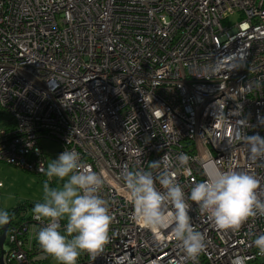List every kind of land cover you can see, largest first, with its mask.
Instances as JSON below:
<instances>
[{"label":"built area","instance_id":"obj_1","mask_svg":"<svg viewBox=\"0 0 264 264\" xmlns=\"http://www.w3.org/2000/svg\"><path fill=\"white\" fill-rule=\"evenodd\" d=\"M0 105L15 121L0 130V161L45 174L41 141L49 139L60 145L57 157L75 150L105 178L109 242L77 264H194L170 228L157 234L133 220L122 175L142 169L155 178L164 164L149 162L166 154L187 197L211 161L255 175L264 199V162L250 160L237 135L264 136V0H0ZM188 202L206 244L195 264L238 256L264 264L253 245L264 216L224 232ZM45 224L33 212L13 217L3 263L47 261L36 240Z\"/></svg>","mask_w":264,"mask_h":264},{"label":"clouds","instance_id":"obj_2","mask_svg":"<svg viewBox=\"0 0 264 264\" xmlns=\"http://www.w3.org/2000/svg\"><path fill=\"white\" fill-rule=\"evenodd\" d=\"M209 71H215L210 67ZM246 146L249 159L264 162V136L237 133ZM182 172L191 175L188 167L190 157L180 153L177 157ZM164 169L155 176L152 171L125 170L122 175L126 199L133 207V220L153 233L170 228V238L177 242L185 261L194 262L204 252L205 236L197 231L189 212L194 202L206 214L215 227L227 232L239 231L250 218L264 216V199L258 194L260 181L247 171L221 170L213 162L204 165L207 177L195 183L190 194L168 170L167 155L149 162L151 169ZM47 180L43 184V200L32 209L34 219L46 222L36 240L43 253L54 258L58 264H77L82 253L95 259L109 242V231L113 221L109 201L101 195L105 184L102 173L81 161L75 150H64L56 159L43 167ZM55 180L56 186H50ZM158 181L161 189L156 187ZM171 209V212L169 211ZM61 220H66L61 231ZM10 223L7 210H0V226ZM253 245L258 255L264 256V234L256 236ZM247 258L238 256L233 264H246Z\"/></svg>","mask_w":264,"mask_h":264},{"label":"rangeland","instance_id":"obj_3","mask_svg":"<svg viewBox=\"0 0 264 264\" xmlns=\"http://www.w3.org/2000/svg\"><path fill=\"white\" fill-rule=\"evenodd\" d=\"M238 18L239 13L231 16L232 21H236ZM14 125L15 121L11 113L0 105V130L12 128ZM41 144L48 153V163L57 158L60 145L56 141L44 139ZM47 179L45 174H38L5 161H0V182L3 184L0 187V210L27 205L26 209L21 210V212L32 213L35 204L43 200V184ZM50 186L55 187L56 181H51ZM31 203H34V206H31ZM61 221L66 224V220ZM63 230L64 227L61 231ZM82 256L83 253L78 259H81ZM43 264H58V262L49 256V259Z\"/></svg>","mask_w":264,"mask_h":264},{"label":"water","instance_id":"obj_4","mask_svg":"<svg viewBox=\"0 0 264 264\" xmlns=\"http://www.w3.org/2000/svg\"><path fill=\"white\" fill-rule=\"evenodd\" d=\"M11 217H10V222H11ZM10 224V223H9ZM9 224L1 226V233H0V263H3V256H2V249H3V245L8 233V228H9Z\"/></svg>","mask_w":264,"mask_h":264},{"label":"trees","instance_id":"obj_5","mask_svg":"<svg viewBox=\"0 0 264 264\" xmlns=\"http://www.w3.org/2000/svg\"><path fill=\"white\" fill-rule=\"evenodd\" d=\"M30 205L34 206V203H31ZM26 207L27 205H21V206H18L17 208L8 209L7 211L9 213V216L13 218V217L19 216L22 213L21 210L26 209ZM0 232H1V226H0Z\"/></svg>","mask_w":264,"mask_h":264}]
</instances>
